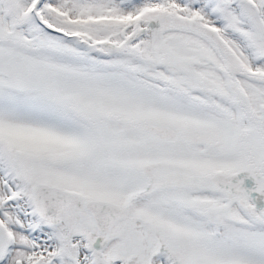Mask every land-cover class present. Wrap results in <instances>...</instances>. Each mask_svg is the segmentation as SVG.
<instances>
[{
  "label": "snow or ice",
  "instance_id": "1",
  "mask_svg": "<svg viewBox=\"0 0 264 264\" xmlns=\"http://www.w3.org/2000/svg\"><path fill=\"white\" fill-rule=\"evenodd\" d=\"M0 264H264V0H0Z\"/></svg>",
  "mask_w": 264,
  "mask_h": 264
}]
</instances>
